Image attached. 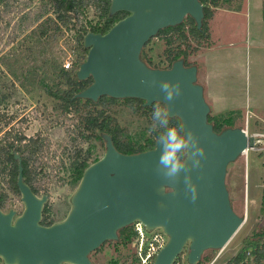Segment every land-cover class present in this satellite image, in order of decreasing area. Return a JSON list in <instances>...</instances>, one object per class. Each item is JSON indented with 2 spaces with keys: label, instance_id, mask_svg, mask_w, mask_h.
Returning <instances> with one entry per match:
<instances>
[{
  "label": "rangeland",
  "instance_id": "374dc122",
  "mask_svg": "<svg viewBox=\"0 0 264 264\" xmlns=\"http://www.w3.org/2000/svg\"><path fill=\"white\" fill-rule=\"evenodd\" d=\"M55 1L21 0L12 7L0 5V145L13 142L23 147L32 139L37 142L39 149L32 155L29 169L39 187L37 195L48 196L43 209L52 223L63 220L71 208L70 198L80 181L76 162L88 153L87 163L91 164L105 151L99 138H84V116L104 108L112 119L111 126L121 128L123 141L143 146L152 138V112L144 106L135 110L138 102L124 98L93 106L79 99L76 107L64 112L61 101L44 92V84L62 94L69 89L61 69L67 61L86 59L87 49L83 51L76 42L80 29L103 23L93 0H84L69 23L61 25L52 11ZM19 10L30 12L32 18L36 12L46 11L37 21L20 25ZM212 10L209 39L198 47L189 41L194 49H189L187 62L197 66L210 116L221 123L229 121L259 141L257 147L249 148L227 166L231 206L245 222L224 248L205 251L201 260V264H234L231 260L245 239L264 230V0H221ZM44 28L46 35L41 36ZM165 49V39L157 35L143 47L151 67L168 65ZM0 194L6 196L1 208L4 212L13 209L16 216L23 212L21 195L10 189L1 162ZM136 247V236L127 244L107 241L90 254V259L93 264H137ZM177 259L174 264H187L186 251ZM243 262L254 264L250 255Z\"/></svg>",
  "mask_w": 264,
  "mask_h": 264
},
{
  "label": "water",
  "instance_id": "95a60500",
  "mask_svg": "<svg viewBox=\"0 0 264 264\" xmlns=\"http://www.w3.org/2000/svg\"><path fill=\"white\" fill-rule=\"evenodd\" d=\"M109 1V16L126 15L105 33L84 34L86 59L75 75L78 80L91 78V83L74 98L93 102L103 96L135 98L145 107L153 103L168 107L170 118L177 117L193 130L206 150L202 169L192 174L198 199L193 203L185 196L183 173L178 185L155 173L161 148L157 141L149 150L127 154L103 134L104 154L83 171L67 216L43 225L48 196L32 191L23 178L21 157L14 153L24 210L16 216L15 210L4 212L0 206V264H93L90 254L107 241H117L118 231L136 221L148 233L161 229L167 236L152 264H174L184 251L187 264H197L205 251L222 249L244 222L231 206L227 166L247 148L257 147L258 139L240 127L214 131L196 65L177 59L168 68H154L141 59L143 47L161 29L176 26L187 16L200 29L203 4L200 0ZM141 80L155 85H142ZM161 81H179L183 94L169 104L160 91Z\"/></svg>",
  "mask_w": 264,
  "mask_h": 264
},
{
  "label": "trees",
  "instance_id": "16d2710c",
  "mask_svg": "<svg viewBox=\"0 0 264 264\" xmlns=\"http://www.w3.org/2000/svg\"><path fill=\"white\" fill-rule=\"evenodd\" d=\"M21 0H0V5H5L8 7L11 5L16 6ZM89 1V0H88ZM204 6V18L202 20L201 28L198 29L196 26L195 21L190 16H187L180 24L176 26H169L164 29H161L157 36H162L165 39L166 49L165 55L168 60V66L170 67L171 64L177 59H183L185 65H193L187 62L188 52L189 49L192 48L190 45V40L196 43V47H198L203 41H207L209 39L208 34V20L212 17L213 14V7H217L218 3L221 0H200ZM88 3V2H87ZM93 5L95 9L99 12V18L103 21V26L100 27L99 25H93L90 28V31H96L105 33L116 21L122 19L126 13L125 12H117L116 14L109 16V0H93ZM84 0H56L53 4V13L55 14V20L60 23L61 25H67L72 18V13L78 10L81 6H83ZM45 7V6H44ZM20 11V16L18 17V24L24 25L30 21H37L38 19L42 18L45 15L46 10H41V12H34V17H31L30 12H22ZM47 19V18H46ZM9 24V22H7ZM17 24V23H16ZM28 24V25H29ZM56 29H58V25H56ZM47 29L44 28L40 35H46ZM88 32V29L84 26L80 29V33L76 38L77 44L83 51H85L83 46V36ZM178 42L175 46H172L173 43ZM149 42V41H148ZM184 45V46H183ZM183 46V47H182ZM194 49V48H192ZM87 52V50H86ZM141 59L148 65L151 66L149 61L144 54L142 49L141 51ZM81 62L73 63L71 69L65 70L64 68L61 69V73L63 77L66 79L67 84L69 85V89L65 91L63 94L60 93L58 90L49 87L46 84L43 85L44 92L56 99L61 101L62 111L68 112L71 107H76L79 99L81 98H74V94L81 91L85 87H87L91 83V78L85 80H78L75 72L78 69ZM157 68V67H155ZM108 100V102H114L115 98H110L107 96H103L98 99L97 102H93L89 99H85L86 102L91 103L93 106H97L98 104H102ZM126 100H132L138 102L136 105L135 110L140 109L143 105V101L140 99L135 98H126ZM146 106L145 111L148 110L153 113L154 105ZM161 108L165 106L161 103H158ZM105 107V106H104ZM145 107V106H144ZM143 112V115H147L146 112ZM83 121V128L84 130H106L105 132L108 133L111 138L115 148L122 153H138L141 151L149 150L155 146L156 137L158 136L159 132L152 131V138L150 141H147L143 146H137L134 143H128L121 139L122 130L117 125L111 126L112 119L105 113L104 108L97 109L95 112H90L84 118ZM208 122H210L213 126L214 131L220 132L221 130L233 127V125L229 121L218 122L216 119L212 118L210 114H208ZM180 120L177 117L170 118V126H179ZM22 136H17L16 139H22ZM98 138L102 140L101 136L98 135ZM39 149V145L35 140L32 139V143L29 145H24L23 147H16L13 142H8L4 145H0V162L2 163V169L7 170V174L9 177V186L10 189L14 192L19 194V190L16 184L17 174H18V161L14 158V153H17L21 157L22 167H23V178L25 182L30 186L34 193H38L39 187L36 184L35 177L32 175L31 170L29 169V163L32 158V155L35 151ZM76 155H79L77 152ZM89 154L86 153L84 158L80 161L76 162L75 170L76 173L80 176L83 174L85 168H87L90 164L87 163V159ZM92 164V163H91ZM6 200V196L0 194V206L4 205ZM46 208L43 209L42 220L41 223L43 225H50L52 222L47 221L46 215ZM135 236L133 226H126L118 231V240L121 243L127 244L133 240ZM117 240V241H118ZM250 249V250H248ZM250 255L252 257V262L254 264H261L264 261V230L256 233L252 238H246L245 244L241 248V250L232 258V262L234 264H245L243 261L245 260L246 256ZM206 258H203V261ZM202 260V259H201ZM201 260L197 264H201ZM178 261V259H177ZM176 262V261H175Z\"/></svg>",
  "mask_w": 264,
  "mask_h": 264
},
{
  "label": "clouds",
  "instance_id": "9594fccd",
  "mask_svg": "<svg viewBox=\"0 0 264 264\" xmlns=\"http://www.w3.org/2000/svg\"><path fill=\"white\" fill-rule=\"evenodd\" d=\"M142 85L152 87L154 81L141 80ZM160 91L164 100L172 103L183 94L181 83L176 81H161ZM151 130L159 134L156 141L160 148V155L154 169L155 173L171 184L180 183L183 173L184 193L191 202L198 199V185L193 180V172H199L206 159V150L200 142V137L184 125L170 126V109L161 108L159 104L152 113ZM202 178V177H198ZM163 207V205H160ZM62 264H70L64 261Z\"/></svg>",
  "mask_w": 264,
  "mask_h": 264
},
{
  "label": "built area",
  "instance_id": "2783aa9c",
  "mask_svg": "<svg viewBox=\"0 0 264 264\" xmlns=\"http://www.w3.org/2000/svg\"><path fill=\"white\" fill-rule=\"evenodd\" d=\"M95 25L102 27L103 23L94 24V26ZM87 29L89 32L90 28ZM72 66L73 63L71 61H67L63 64L65 70L71 69ZM132 226L136 236L137 245L135 261L137 264H152L157 252L165 245L167 236L162 232L161 229H155L159 230L158 232L155 230L150 233L146 232L143 224L139 221L134 222Z\"/></svg>",
  "mask_w": 264,
  "mask_h": 264
},
{
  "label": "flooded vegetation",
  "instance_id": "af4514ba",
  "mask_svg": "<svg viewBox=\"0 0 264 264\" xmlns=\"http://www.w3.org/2000/svg\"><path fill=\"white\" fill-rule=\"evenodd\" d=\"M92 32H95L97 33L96 31H92ZM98 33H101V32H98ZM151 67V66H150ZM169 66L167 65L166 67H162V68H168ZM155 68V67H154ZM106 130H102V131H99V130H85V132L87 133L84 138H88V140H95L96 138H98V135L101 136L102 140L103 141V144H104V140H103V134H108L105 132ZM84 134V133H81V135ZM104 149H105V144H104ZM97 161V160H96ZM95 162V161H94ZM2 208V207H1ZM43 214V213H42Z\"/></svg>",
  "mask_w": 264,
  "mask_h": 264
},
{
  "label": "bare ground",
  "instance_id": "6f19581e",
  "mask_svg": "<svg viewBox=\"0 0 264 264\" xmlns=\"http://www.w3.org/2000/svg\"><path fill=\"white\" fill-rule=\"evenodd\" d=\"M248 150H249V148H247L242 154L244 155L246 152H248ZM245 219H246V218H245ZM244 222H245V220H244ZM244 222H243V223H244ZM243 223L241 224V226L243 225ZM241 226L238 228V230L235 232V234L239 231V229L241 228ZM235 234H234V235H235ZM234 235H233V236H234ZM233 236H232L231 238H233ZM229 241H230V240H229ZM229 241H228V242H229ZM228 242H227V243H228ZM224 247H225V246H224ZM224 247H223V248H224Z\"/></svg>",
  "mask_w": 264,
  "mask_h": 264
}]
</instances>
